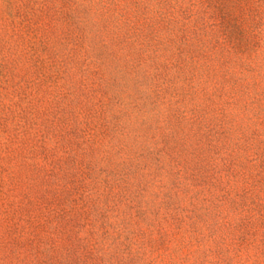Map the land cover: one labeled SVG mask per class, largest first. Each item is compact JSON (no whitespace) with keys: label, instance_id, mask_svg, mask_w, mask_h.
<instances>
[{"label":"rangeland","instance_id":"rangeland-1","mask_svg":"<svg viewBox=\"0 0 264 264\" xmlns=\"http://www.w3.org/2000/svg\"><path fill=\"white\" fill-rule=\"evenodd\" d=\"M0 264H264V0H0Z\"/></svg>","mask_w":264,"mask_h":264}]
</instances>
